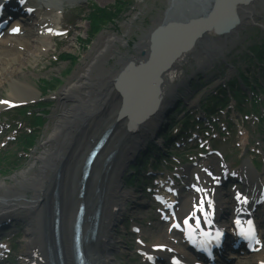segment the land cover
Returning <instances> with one entry per match:
<instances>
[{
	"label": "bare ground",
	"instance_id": "bare-ground-1",
	"mask_svg": "<svg viewBox=\"0 0 264 264\" xmlns=\"http://www.w3.org/2000/svg\"><path fill=\"white\" fill-rule=\"evenodd\" d=\"M37 1L39 0H28L27 7L38 6ZM56 1L53 0V2ZM171 1L169 0L168 4L167 12L169 13L171 11ZM194 10L196 11V9ZM192 15L179 16L174 19L186 21ZM170 17L160 15L156 19L154 27L165 20L169 21ZM45 22L46 20L40 21V25L44 27V31L48 34L50 33L49 26L51 27L52 24ZM38 28H41V26ZM23 29L26 31L25 27ZM45 32L42 31L43 36L39 41H45L44 37L51 36V34L50 36H44ZM150 32L151 29L145 34L146 36L141 37L133 54L128 58L124 55H117L118 58L115 63H120L121 68H123L130 60H134L136 63L141 59L145 60L149 53ZM191 33L172 30L166 33L159 40L157 53L159 59L148 68L131 70L122 76L119 82L115 78L119 70L111 67L105 68L104 65L108 62L109 57L116 56L113 48L120 39L113 34H103L94 44L92 52L87 54L85 65L75 73V81L59 91V99L64 106L59 117H56L57 121L53 133L43 143L45 146L51 145L52 147H45L35 157L36 164H32L29 170L17 173L13 184L7 186L0 183V220L2 217H11L12 222L14 219L23 218L26 220L27 243L22 249V253L29 259V263L52 264L55 263V260L58 261V243L55 233V218L58 215L60 219L59 247H61L63 260L65 264H74L73 225L78 204L84 202L88 206L89 216L95 209L99 210L97 218L91 216L85 220L83 241L87 250V257L91 264H113L112 252L115 250L114 227L119 220V216L126 209V203L132 200L134 196L133 191L123 189L125 169L130 159L134 158L138 150L145 145L146 140L152 139L155 130L160 125L158 124L159 119L163 118L164 112L174 104L180 91L183 89L184 94L188 93V89L184 87L187 79L184 77L180 81L177 79L180 71L176 69V66L178 63V65H181L180 63H183L186 59L183 53L175 59L170 70L159 73L157 67L166 58L171 50L170 48L182 44ZM33 35L34 32L28 30L23 37L18 34L7 38L6 45L8 48L3 52L0 51L1 85L2 82L11 78L14 80L13 85L23 88L27 86L28 81L26 80L30 79V72H27L25 67L29 60L36 59V57L23 51L35 47V42L32 39ZM17 39L20 40L17 41ZM43 45L46 44L40 42L37 48L41 49ZM142 51L146 52L144 56ZM47 52L49 50L45 51V53ZM24 90L25 95L16 96L17 94L13 95V93L7 97L8 102H17L34 97L28 95L31 94L28 89L25 88ZM155 105L157 109L150 113ZM3 106L5 104L0 102V107ZM100 106H110V115L112 113L113 117L123 107L128 112L129 117L126 116L121 121L113 123L112 119H105L104 110L98 111ZM129 119L132 122L131 128L133 130H127ZM109 128L112 131L108 141L101 151V155L97 157L98 163L93 164L92 175L86 179L84 194L80 196L78 193L82 180H76V177L77 174L81 175L82 173L88 144ZM121 140H123V144H121ZM63 147H69L67 153L66 149L62 150ZM110 153H113V155L106 161L105 157ZM244 166L247 173H249L246 164ZM202 168L207 171L203 173ZM198 169L202 175L201 180H205V177L209 176L210 183L213 185L217 182L218 175H222L220 171L222 173L225 170L221 164L212 159L202 161ZM30 170H33L34 173L29 176ZM212 177H215L214 180ZM258 179L257 177L255 181L252 179L246 181L245 186L253 189ZM262 182L260 181L262 185L258 188L262 187V195L256 198V201L260 204L264 200V183ZM205 184L208 185V182L206 181ZM55 187L56 197L50 193ZM75 189L77 192H75ZM29 193H32L31 199H28L27 194ZM247 193L250 194L251 191L249 190ZM204 195V193L197 194L193 190L183 194L181 201H184L186 207L184 208L185 211H180V215L186 216L192 212L194 219L203 216L204 208L193 212V206L201 204L202 198H205ZM227 195V192L221 190L212 194L216 199L219 210H222L224 214L223 220L216 219L220 226H225L224 222L230 218V215L226 214L229 208L225 198ZM48 209L50 228L48 233L45 234L43 230L45 228L42 224ZM57 209L59 210L58 213H56ZM253 215V217L259 219L256 226L263 228L262 236L264 237V210L255 211ZM96 219L97 225L95 226L94 220ZM205 224L204 222L203 226ZM94 229V236H92ZM170 245L166 234H162L159 240L149 246V252H166L169 250ZM164 248L165 250H162ZM51 249L54 255H51ZM258 254V262L264 261V254ZM255 262L256 260L252 259L249 264ZM235 264L241 263L237 262Z\"/></svg>",
	"mask_w": 264,
	"mask_h": 264
},
{
	"label": "rangeland",
	"instance_id": "rangeland-1",
	"mask_svg": "<svg viewBox=\"0 0 264 264\" xmlns=\"http://www.w3.org/2000/svg\"><path fill=\"white\" fill-rule=\"evenodd\" d=\"M116 1L117 0H57L56 2H53V0H48L50 3H55V7H62L65 9L63 17L60 18V25L66 29H69L70 33L68 38H64V40L63 38L51 39L44 37L45 41L39 42L36 41L39 36H37V34L33 35L32 39L35 42V47H32V50L29 49L23 51L24 53L26 52L29 53V55L32 54L33 57H36V59L32 58L31 61L29 60L27 66L25 67V70L30 72V79L26 80L28 81L27 86L24 88L15 86L13 85L14 80L11 78L2 82V85L0 82V97H7L13 93V95L17 94L16 96H23L26 93L24 90L26 88L31 93L28 95L34 97L23 102V106L32 107L33 110H38L39 108L35 107L37 103L40 100H45L44 102L46 105L43 106V109L47 111V118L44 126H42L41 129L42 136L40 137V140L36 146L23 157V159L26 160V165L23 168L17 169L11 173H0V183H4L7 186L13 184L15 177H17V173L29 170L31 165L35 163V157L38 156L45 149V147H52L51 145L45 146L43 143H45L49 136L53 133L54 125L57 121L56 117H59L61 109L64 106L59 99V91L69 83L75 81V73L80 71V69L85 65L87 61V54L92 52L94 44L99 40V38L103 36V34H113L118 36L120 39L118 42H116L115 47L113 48L116 56L113 55L112 58L109 57L108 62H106L104 65L105 68L111 67L112 69L118 70L121 68V65L120 63H115L118 58L117 55H124L126 58H128V56L133 54L141 37L146 36L145 34L154 26L156 19H158L160 15L162 16L167 13L169 4V0H131L132 5H128L127 3L123 5L122 13L117 16L114 24H106L98 32H93V30L90 29L86 19L90 5L95 3L100 6L110 7L113 6ZM200 5L201 4L199 0H173L169 15H172L173 17L185 15L194 11V9H197V7ZM249 6L251 16L256 22L251 21L248 18L249 13H246V15L244 14L242 17V22L235 32L219 35L210 31L203 34L197 39L192 49H190L187 53H184V56L186 57L184 62L180 63L181 65H178L179 63L177 64L176 69H179L180 74H182V76L189 81L185 85V88L188 89V93L183 94L184 91L182 90L180 94H183L182 97L188 98L186 102L188 104L185 109H180L176 114L175 124L177 127L175 128V133L182 129L185 124V122H180L184 117V114H186L190 109H195L197 115H193L194 112L191 113L189 122L191 123L194 120H197L196 118L199 115L198 111L201 109V99H204L207 93L217 89L220 84H223L226 79L235 74L238 66H242L244 69L248 66L247 59H243L241 61L239 60L235 64H233L232 61L236 60L239 52L247 51V46L264 34V30L259 25L264 22V0H252L249 3ZM39 14L42 16L43 12ZM57 22L59 23V20ZM19 40L20 39H17V41ZM40 42L46 44L43 45L44 50L42 49V52L41 49L37 48ZM6 48H8L6 44H0V51L3 52ZM47 50H49V52H47L48 54L45 53ZM63 52L73 53L77 59L64 60L61 58ZM21 55L24 57L23 54ZM223 63H225L227 69L225 70V74L220 77L219 75L223 70L221 69ZM48 77H59L62 82L56 83V86L47 93L45 99H40V96H42L44 93L42 79ZM178 81L180 80L178 79ZM197 81L205 85L202 89L194 90L195 87L193 84H196ZM234 104L235 102L232 101L229 112H227L228 108H226L222 113H218L219 115L214 117L217 123L216 127H207V132L210 134L215 133L216 136L206 135L205 139H202V141L206 145H209V140H212L215 142V144H218V147L223 152L228 154V158L232 161L234 168L239 169V171H241V167L244 163L248 164L250 159L255 158L258 163L262 164L259 173L264 178V129L262 130V133L258 132V130H256V128L250 123V119L246 121L247 123L243 122L242 116L238 110L235 109ZM7 110H10L5 111V117L8 118V121H17L19 119L18 117H21L17 115L14 109L10 108ZM100 110L105 111V119L111 120L114 118L112 113L110 115V106H104L103 108H100ZM202 113L204 112L202 111ZM231 119L235 122V131L228 136H222V132L226 131L224 128L225 125H227ZM201 126L202 127L200 129H197L195 126V129L202 130L204 134L205 131L203 129L206 127L203 123ZM199 141H193L189 143L186 142L180 148H173L172 153L179 155L178 158H173V156L170 157L171 160L174 159L173 164L176 166L173 171L178 168L177 166L183 167L196 163L201 159V156L205 154L206 150L208 151V148L201 149L199 145H197ZM217 141H220L221 143H216ZM121 144H123V141H121ZM2 149L3 150L0 149V153L6 150L13 152L17 150L15 142L9 143ZM68 150L69 147L66 149V153ZM179 159L183 161L182 165L175 164V161L178 162ZM37 164L39 163L37 162ZM130 164L131 163L128 164L123 175V189L131 190L134 194L135 183L128 185L126 178L131 166L133 165ZM163 169H168V167ZM33 173L34 171L30 170L28 175L30 176ZM76 180H78V177H76ZM233 188L236 187L234 185H230L228 188H223V191L229 192L228 189L234 191ZM54 191L55 188L50 193L54 195ZM135 194L139 195L140 192H136ZM27 195L28 199H31L32 193ZM128 206L130 207L131 205ZM87 211L88 208L86 207V217L89 215V213L87 214ZM137 211L138 212L133 214L146 216L144 223H146L148 220L154 221V218L152 219V217L155 216V213L150 207L139 209ZM91 215H93V213H91ZM49 217L50 215L48 209L42 224L45 228L43 230L46 234L50 228ZM119 218H122V215H120ZM22 221L18 222L17 225L18 229L21 227L23 228L22 231L20 230V232L14 237L13 235L5 237L8 239L7 241L9 246L13 249L10 258L14 259L17 262L16 264H24L25 262L22 249L24 246H26L27 234L24 231V228L26 227V221L24 219ZM154 222L156 225H159V222L156 220ZM116 223L117 224L113 231L114 247L116 249L114 252H112L113 264H144L142 260L139 261V259L136 258V255H134V250L131 251L127 247L130 244V240L132 239L126 234H122V232L124 230L129 231V228L127 227L125 229L122 227L120 219ZM151 227L152 226H148L147 224L145 226L147 232L145 231L144 238L149 244L159 240L162 234H166L167 239H169L170 242H175V238H179L178 235L168 233L166 228H159L158 226L153 228ZM157 229L158 231H156ZM134 246L137 247L138 243L135 242ZM246 260L247 259L240 260V263L245 264L244 262ZM248 262H250V260H248Z\"/></svg>",
	"mask_w": 264,
	"mask_h": 264
},
{
	"label": "water",
	"instance_id": "water-1",
	"mask_svg": "<svg viewBox=\"0 0 264 264\" xmlns=\"http://www.w3.org/2000/svg\"><path fill=\"white\" fill-rule=\"evenodd\" d=\"M249 1L250 0H214L211 10L206 14V16H199L197 19L190 20V22L187 24H176L177 26H180V28H187L188 26L192 25V23H198L200 25H197L196 32L185 45H182L173 53V56H176L181 50L187 49L192 44L194 38L200 35L204 30L214 28L217 32H224L234 27V25L240 20L239 8H242ZM224 8L228 10L229 17L227 14L220 13ZM220 15L222 16L220 17ZM218 17H220L219 20ZM172 25L173 23H168L166 25H160L154 29L151 34L152 55L158 44L157 36L164 31L169 30L168 28H170ZM121 113H123L122 110L119 112V116Z\"/></svg>",
	"mask_w": 264,
	"mask_h": 264
},
{
	"label": "trees",
	"instance_id": "trees-1",
	"mask_svg": "<svg viewBox=\"0 0 264 264\" xmlns=\"http://www.w3.org/2000/svg\"><path fill=\"white\" fill-rule=\"evenodd\" d=\"M120 9H121V0H118L116 2V5L114 6L113 9L95 6L93 10H91V12L89 13V19L91 20L93 24L92 25L93 29L96 31L100 28L99 26L102 25L103 23L113 20L114 17L116 16V13L118 11H121ZM252 48H253V51L259 57V60L264 61V42L261 44H256ZM36 119L38 123L41 121V118L39 117ZM31 137H34V136H31ZM26 142L27 144H30V145L33 144L32 138H26Z\"/></svg>",
	"mask_w": 264,
	"mask_h": 264
},
{
	"label": "snow or ice",
	"instance_id": "snow-or-ice-1",
	"mask_svg": "<svg viewBox=\"0 0 264 264\" xmlns=\"http://www.w3.org/2000/svg\"><path fill=\"white\" fill-rule=\"evenodd\" d=\"M24 2V0H21V3H23ZM29 11H31V9H29ZM11 31H13V32H17V31H19V29L18 28H13V29H11ZM3 103H5V104H8L9 102L8 101H3ZM209 208H211V202L209 201ZM209 215V213H206L205 214V218H206V222H208V223H211V221L210 220H207V216ZM185 223H187V220H185ZM235 223H237V224H239L240 223V221L237 219L236 221H235ZM248 224H249V228L247 229V231H243L242 232V235H245L246 237H248V238H254V229L252 228V222L251 221H249L248 222ZM199 225V220H197V226ZM204 235H208V233H203ZM216 236L218 237L219 236V231H217V233H216ZM257 243H259L258 241H257ZM158 247H163V246H158ZM262 264H264V262H262Z\"/></svg>",
	"mask_w": 264,
	"mask_h": 264
}]
</instances>
